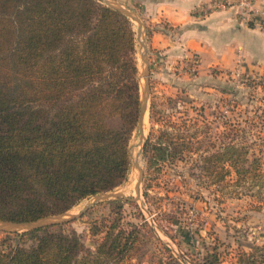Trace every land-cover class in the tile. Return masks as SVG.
<instances>
[{
  "label": "trees",
  "instance_id": "16d2710c",
  "mask_svg": "<svg viewBox=\"0 0 264 264\" xmlns=\"http://www.w3.org/2000/svg\"><path fill=\"white\" fill-rule=\"evenodd\" d=\"M135 43L132 21L98 0H0V220L63 214L126 181L139 111ZM152 137L143 146L148 170L191 148L168 130ZM221 145L201 166L220 185L218 203L238 183L263 177L247 143ZM124 202L113 199L110 217L89 222L94 248L67 223L50 225L13 233L0 264H141L140 247L160 239L141 212L138 223L125 218ZM257 250L236 264H264Z\"/></svg>",
  "mask_w": 264,
  "mask_h": 264
},
{
  "label": "rangeland",
  "instance_id": "374dc122",
  "mask_svg": "<svg viewBox=\"0 0 264 264\" xmlns=\"http://www.w3.org/2000/svg\"><path fill=\"white\" fill-rule=\"evenodd\" d=\"M112 1L141 17L134 3ZM131 21L136 37L140 89L138 26ZM150 33L146 26L150 92L144 122L145 139L152 132L153 141H157L156 136L168 130L190 138L191 148L182 159L159 161L148 170L143 147L138 146L139 133L136 128L132 132L129 145L134 146L133 155L139 147V164L144 175L139 199L127 200L132 204L123 199V215L138 223L141 212L160 239L153 238L141 246L138 260L143 261L141 264H236L240 253L259 256L257 248L264 249V72L245 71L236 63L233 69L210 68L199 73L197 68L182 74L174 71L169 76L158 68L157 55L149 46ZM230 138L249 145V158L253 154L259 157L263 177L243 185L238 183L234 192L221 196L224 198L218 203L216 198L221 194L216 189L220 185L211 184L201 175V166L205 165L202 158L220 150L221 144ZM137 175V170L130 166L126 181L111 191L134 197ZM126 187L132 190L125 193ZM144 191L151 197L147 201ZM91 197L66 213L78 212ZM113 199L94 204L83 216L68 222L66 229H74L86 246L94 248L88 224L103 216L110 217ZM256 207L260 209H254ZM16 238L13 233L0 231V248L14 245Z\"/></svg>",
  "mask_w": 264,
  "mask_h": 264
},
{
  "label": "crops",
  "instance_id": "0c3cea01",
  "mask_svg": "<svg viewBox=\"0 0 264 264\" xmlns=\"http://www.w3.org/2000/svg\"><path fill=\"white\" fill-rule=\"evenodd\" d=\"M138 6L149 27V46L157 55L158 68L167 75L210 68L264 72V29L237 17L230 5L206 13L213 0H128ZM264 9V0H256Z\"/></svg>",
  "mask_w": 264,
  "mask_h": 264
},
{
  "label": "water",
  "instance_id": "95a60500",
  "mask_svg": "<svg viewBox=\"0 0 264 264\" xmlns=\"http://www.w3.org/2000/svg\"><path fill=\"white\" fill-rule=\"evenodd\" d=\"M103 3L112 9H115L122 14H124L126 17H128L130 20H133L137 23L138 26V32H137V40L139 43V57H140V67L141 71L139 73V78L141 79L140 89H139V111H138V117H137V123H136V132L139 133V145L142 147L145 143V135H144V122L146 118V112L148 109V99H149V60H148V53H147V45H146V26L144 25L141 17L132 9L125 7L121 5L118 2L112 1V0H101ZM145 139V140H144ZM141 147V149H142ZM133 145L128 146V154H129V162L130 166L137 170V180L135 183V196L134 197H126L122 192L120 191H105V192H99L91 197L83 206L82 208L76 212V213H63L58 215H51L46 216L42 218H38L33 221H21V222H15V221H5L0 220V231L2 232H10V233H22L25 231H30L34 229H38L45 226L50 225H57V224H65L71 221H74L75 219H78L81 217L90 207H92L94 204L108 200L111 198L115 199H125L129 201H136L140 197V185L142 182V178L144 175L143 169L138 161H136L133 158Z\"/></svg>",
  "mask_w": 264,
  "mask_h": 264
},
{
  "label": "built area",
  "instance_id": "2783aa9c",
  "mask_svg": "<svg viewBox=\"0 0 264 264\" xmlns=\"http://www.w3.org/2000/svg\"><path fill=\"white\" fill-rule=\"evenodd\" d=\"M230 5L235 8L237 17L247 24L256 25L264 29V9L256 6V0H213L210 5L201 8L206 13ZM240 64V62H237ZM190 70L196 69L195 63L190 65Z\"/></svg>",
  "mask_w": 264,
  "mask_h": 264
},
{
  "label": "bare ground",
  "instance_id": "6f19581e",
  "mask_svg": "<svg viewBox=\"0 0 264 264\" xmlns=\"http://www.w3.org/2000/svg\"><path fill=\"white\" fill-rule=\"evenodd\" d=\"M137 146V145H136ZM138 146H140V145H138ZM133 153V152H132ZM139 153H140V150H139V147H137L135 150H134V155H133V158L136 160V161H138L140 164H141V156L139 155ZM133 184V183H132ZM130 189H131V187L130 188H125V193H127V192H129L130 191ZM132 190V189H131Z\"/></svg>",
  "mask_w": 264,
  "mask_h": 264
}]
</instances>
